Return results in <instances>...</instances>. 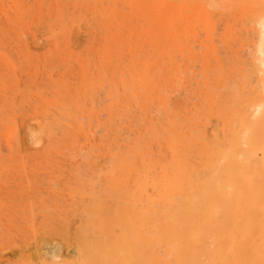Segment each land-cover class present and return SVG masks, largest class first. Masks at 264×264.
Segmentation results:
<instances>
[{"label": "bare ground", "instance_id": "bare-ground-1", "mask_svg": "<svg viewBox=\"0 0 264 264\" xmlns=\"http://www.w3.org/2000/svg\"><path fill=\"white\" fill-rule=\"evenodd\" d=\"M262 20L264 0H0V205L39 172L75 204L54 209L71 249L31 252V216L20 264H264Z\"/></svg>", "mask_w": 264, "mask_h": 264}, {"label": "rangeland", "instance_id": "rangeland-1", "mask_svg": "<svg viewBox=\"0 0 264 264\" xmlns=\"http://www.w3.org/2000/svg\"><path fill=\"white\" fill-rule=\"evenodd\" d=\"M22 71H24V73L27 72V67L24 66ZM7 153L6 147L4 144H1V158H7ZM76 155H79L78 149L69 148L68 150L64 151L63 156L61 157V168L67 169L69 162L73 160ZM79 167L80 169H78L80 174H85L86 177L91 176L85 171L83 166ZM19 182V180H15L14 178L7 176L8 195L4 196L5 199L3 205H0V235L3 236L8 233L5 231V219L11 220L13 225L15 223V226H19L18 232L12 230L9 233L11 237L10 240L12 242L4 246V250L1 252V260L3 261L1 264H20L22 254H20L18 250H20V246H22L21 239L23 240L29 235L26 226L31 224V216L35 220L36 227L38 229L36 235L33 238L30 237L29 240V244H31L32 247L31 252L39 254L41 251L43 252V250H47V243H52L54 240L61 242L60 245L62 247V251L71 249L70 243L68 241H66L64 238L61 239L60 237H57L58 233L63 232V226L58 220L57 210L54 209H56V207H63L66 213L69 214L71 218H73L72 214L74 213L73 209L75 208V204L63 194L62 184L49 179L40 172L35 174V176L28 174L25 176L22 184H19ZM5 193L6 192L4 191V194ZM16 212L17 214H15ZM1 217L4 219L1 220ZM75 218L78 219V217ZM1 231L4 232L2 233ZM2 241L3 239L0 238V244L4 243ZM45 244L46 246L42 247ZM62 244L64 246H62ZM35 248L39 249L40 251ZM8 254L10 256H8Z\"/></svg>", "mask_w": 264, "mask_h": 264}, {"label": "snow or ice", "instance_id": "snow-or-ice-1", "mask_svg": "<svg viewBox=\"0 0 264 264\" xmlns=\"http://www.w3.org/2000/svg\"><path fill=\"white\" fill-rule=\"evenodd\" d=\"M260 28H261V40L259 46V55L261 57L260 63L264 64V20L261 21Z\"/></svg>", "mask_w": 264, "mask_h": 264}]
</instances>
